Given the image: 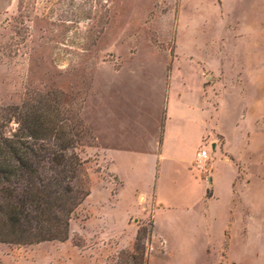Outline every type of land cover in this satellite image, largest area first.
I'll use <instances>...</instances> for the list:
<instances>
[{
  "label": "rangeland",
  "instance_id": "obj_1",
  "mask_svg": "<svg viewBox=\"0 0 264 264\" xmlns=\"http://www.w3.org/2000/svg\"><path fill=\"white\" fill-rule=\"evenodd\" d=\"M155 72H174L177 85L184 81L191 89L202 85L207 107L219 110L227 131L235 120L228 148L224 128L214 133L222 151L211 153L209 163L233 159L242 175L255 169L264 175V0L16 1L0 24V109L21 104L31 90L63 92L90 130L78 153L91 193L72 214L66 240L0 242V264H121L123 252L135 250L140 229L146 264H230L227 257L264 264V182L250 184L258 221L226 244L224 163L213 167L217 221L201 215L205 199L192 179L193 173L206 176L209 167L169 170L167 198L176 208L154 211L168 243L155 234L152 207L144 214L140 195L129 188L116 200L121 183L104 154L107 128L117 119L111 111L139 105Z\"/></svg>",
  "mask_w": 264,
  "mask_h": 264
},
{
  "label": "crops",
  "instance_id": "obj_2",
  "mask_svg": "<svg viewBox=\"0 0 264 264\" xmlns=\"http://www.w3.org/2000/svg\"><path fill=\"white\" fill-rule=\"evenodd\" d=\"M16 1L0 0V24ZM149 77V91L138 100L141 102L139 105H125L122 110L111 111L117 119L107 128L110 134L106 141L108 144L104 145V154L110 160V171L121 183L116 200H120L130 188L147 202L144 214L152 207L154 216V211L176 208L174 200L167 198L166 177L169 170L176 165L192 172L197 153L202 148L208 150L209 156L211 153L217 156L222 149L213 136L221 131V127L226 139L224 148H228L231 143L229 135L235 133V120L227 122L230 125L227 131L225 123H220L219 110L213 112L207 107L202 85L197 89L188 88L184 81L177 85L174 72L169 75L155 72ZM191 142L193 147L189 150ZM196 142L197 147L194 146ZM216 162L224 163L228 169L224 180L228 182L229 219L227 226L221 229L227 244L236 237H244L253 218L258 221L261 209L258 210L257 202L250 200V184L254 178L263 183L264 175L258 169L242 175L233 159L214 158L210 163L208 161L206 176L192 174V179L200 183L201 196L205 199V208L201 213L203 218L209 216L217 221L220 217V211L212 206V200L219 194L216 188L218 179L213 172ZM218 178H221L219 174ZM185 197H189L188 192ZM190 204L192 202L189 201ZM241 204L243 206L239 207ZM184 208L189 211L190 207ZM157 223L154 216L155 234L162 235L157 230ZM162 236L168 243L166 236ZM227 259L230 264H243L240 259Z\"/></svg>",
  "mask_w": 264,
  "mask_h": 264
},
{
  "label": "trees",
  "instance_id": "obj_3",
  "mask_svg": "<svg viewBox=\"0 0 264 264\" xmlns=\"http://www.w3.org/2000/svg\"><path fill=\"white\" fill-rule=\"evenodd\" d=\"M89 135L61 91L31 90L21 104L0 109V242L68 238L72 214L91 193L78 153ZM144 236L140 229L121 264H146Z\"/></svg>",
  "mask_w": 264,
  "mask_h": 264
},
{
  "label": "built area",
  "instance_id": "obj_4",
  "mask_svg": "<svg viewBox=\"0 0 264 264\" xmlns=\"http://www.w3.org/2000/svg\"><path fill=\"white\" fill-rule=\"evenodd\" d=\"M209 152L207 149L202 148L198 153L194 162V166L197 170H204L209 160Z\"/></svg>",
  "mask_w": 264,
  "mask_h": 264
}]
</instances>
